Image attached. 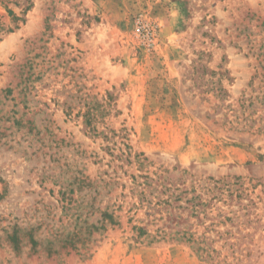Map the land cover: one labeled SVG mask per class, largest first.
Segmentation results:
<instances>
[{"label": "rangeland", "instance_id": "1", "mask_svg": "<svg viewBox=\"0 0 264 264\" xmlns=\"http://www.w3.org/2000/svg\"><path fill=\"white\" fill-rule=\"evenodd\" d=\"M0 264H264V0H0Z\"/></svg>", "mask_w": 264, "mask_h": 264}, {"label": "trees", "instance_id": "2", "mask_svg": "<svg viewBox=\"0 0 264 264\" xmlns=\"http://www.w3.org/2000/svg\"><path fill=\"white\" fill-rule=\"evenodd\" d=\"M257 73L254 75L256 76ZM82 181H87V178H81ZM62 198H69L70 192L61 191ZM119 221L117 216L109 211H103L101 217L97 221L90 222L89 218H76V223L72 229L62 230L53 238L48 239L49 254L59 253L62 250L81 249L90 244L92 236L98 230L105 229L108 224H117Z\"/></svg>", "mask_w": 264, "mask_h": 264}]
</instances>
